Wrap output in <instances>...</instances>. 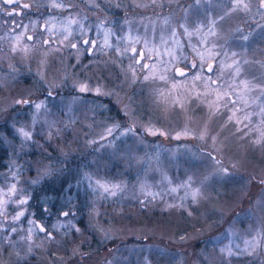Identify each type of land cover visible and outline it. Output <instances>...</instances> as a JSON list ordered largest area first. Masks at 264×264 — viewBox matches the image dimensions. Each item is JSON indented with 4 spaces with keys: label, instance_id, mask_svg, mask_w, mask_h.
Segmentation results:
<instances>
[{
    "label": "rangeland",
    "instance_id": "rangeland-1",
    "mask_svg": "<svg viewBox=\"0 0 264 264\" xmlns=\"http://www.w3.org/2000/svg\"><path fill=\"white\" fill-rule=\"evenodd\" d=\"M244 3L0 0V264L264 263V6ZM73 153L91 203L47 227L30 191Z\"/></svg>",
    "mask_w": 264,
    "mask_h": 264
},
{
    "label": "trees",
    "instance_id": "trees-1",
    "mask_svg": "<svg viewBox=\"0 0 264 264\" xmlns=\"http://www.w3.org/2000/svg\"><path fill=\"white\" fill-rule=\"evenodd\" d=\"M38 6H43V5H38ZM39 9L40 7L36 9V13L38 12ZM30 10L31 8L27 11L29 16H30ZM36 15L40 16L38 14ZM39 21H41V19H39ZM42 135L43 133H38V134L35 133L34 141H36V143L42 141V143L45 145L44 149L47 146V150L52 152L53 150L51 147V143L54 141L51 140L50 142L49 141L47 142V140H45L44 137H41ZM9 138L12 140L13 143L14 142L17 143L16 142L17 140H15L16 138L15 136H9ZM12 146L13 145H11L10 148L5 147V143H1L0 141V169L5 168L8 165L6 162L8 161L10 154L13 153L11 151ZM35 153H37V151L35 150L34 146H32L28 157H30V159L31 158L35 159ZM37 155L40 156L42 154L37 153ZM88 155H89L88 153H85L83 155H78V153H73V155L67 154L64 156L66 157L65 160L62 159V161L52 162V169H50L49 171L52 172L50 173V176L49 174H48L49 177L46 175L43 176L42 174V178L39 180V182L37 181V184L33 187V190L31 189L30 191L32 196H30V199L27 202L28 204L27 207L29 208V210L32 209L33 219H38L40 222L46 224L48 227L52 225L51 223L60 215L62 214L64 215V213H67V210L70 207L74 208L73 212L81 211L83 213L84 208H86V206L91 203L90 199H87L88 198L87 192H89L88 188L84 186L83 183L80 182L81 180L84 179V174H83L84 168H86V166L88 165L92 166V163L90 162L91 160L89 159ZM52 156H53L51 157L52 159L49 158L50 161H52L53 159L54 160L57 159V156L55 154ZM44 157L45 159L47 158L46 156ZM73 172L75 173L74 178H73ZM101 174L102 173H100V175ZM105 220L107 219L105 218ZM77 222H79L78 225L80 226L81 225L86 226L88 223L86 222V219L82 217L78 218ZM119 242L122 243L120 239L117 240L116 238V240L115 239L111 240L109 245L111 247L113 245L116 246V244ZM151 257L154 258L153 253L150 255V258ZM48 262L49 261L47 259L34 257L32 263L30 264H47ZM7 264H11V262L7 261ZM15 264H20V261L15 260ZM216 264H255V263L251 262L250 260L247 261V259L244 260L232 259L231 261L229 260ZM256 264H264V263L257 262Z\"/></svg>",
    "mask_w": 264,
    "mask_h": 264
},
{
    "label": "snow or ice",
    "instance_id": "snow-or-ice-1",
    "mask_svg": "<svg viewBox=\"0 0 264 264\" xmlns=\"http://www.w3.org/2000/svg\"><path fill=\"white\" fill-rule=\"evenodd\" d=\"M262 6H264V0H262ZM24 7H28V5H24ZM237 7L241 8V9H246L248 7V5L246 3H244V0H237ZM85 42L87 43V41H85ZM182 74L183 73H181V75ZM24 102L27 103V101H24ZM109 131H111V130H109ZM25 135H27V133H25ZM22 203H23V201H22ZM65 215H67V213H65ZM43 230L44 229L41 228V231H43Z\"/></svg>",
    "mask_w": 264,
    "mask_h": 264
}]
</instances>
